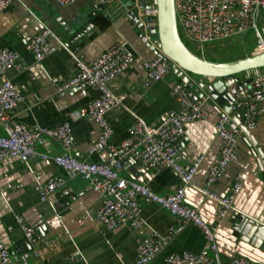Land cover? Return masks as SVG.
Here are the masks:
<instances>
[{
  "label": "crops",
  "instance_id": "1",
  "mask_svg": "<svg viewBox=\"0 0 264 264\" xmlns=\"http://www.w3.org/2000/svg\"><path fill=\"white\" fill-rule=\"evenodd\" d=\"M132 3L133 0H121L103 6L101 11L92 0H77L68 7L60 6L56 0H14L9 10L0 13V51L17 53L18 63L24 68L13 67L7 72V77L23 96L12 114L30 127H56L71 121L73 150L80 151L84 159L95 163H104L110 158L108 150L89 155L90 148L100 136L99 126L92 120H72L70 116L97 99L98 89L78 86L63 94L58 92L61 84L74 78L76 58L94 61L117 43H127L134 53V66L116 79L115 94L124 96V105L107 114L114 129L111 143L119 145L128 139V130L135 116L150 127H158L169 111H182V106L171 95L170 82L178 80L173 73L157 82L146 79L143 63L157 55L152 50L155 47L153 40L140 27L138 18L129 12ZM91 23L93 26L89 32L73 40ZM257 26L264 41V11L258 16ZM66 28H70L71 33ZM44 30L52 33L50 44L56 47V51L37 61L26 45ZM251 33L255 45L242 47L245 56L251 55L259 51L254 29L225 43L229 45L233 39H243ZM218 61L233 60L224 57ZM250 74L245 73L244 80L255 75ZM221 109L223 106L217 101L206 102L203 106L205 118L185 125L178 162L187 169L202 159L192 186H185L182 178L169 168H146L135 158L125 162L122 175L149 186L158 195L172 194L186 187L185 201L198 209L215 232L223 264H231L236 257L264 264V115L254 129L242 126L244 132L237 149L238 161L229 164L228 177L221 178L212 187L214 192L225 197L231 194L236 183L241 184L232 208L220 218L219 204L202 193L211 166L221 156L222 141L215 130ZM5 135L0 126V136ZM37 150L50 157L63 153L61 145L52 139H47ZM38 173L42 174L40 179ZM63 176V170L51 159L35 157L24 162L9 158L0 163V244L12 253L27 249L16 221V216H22L37 230L33 249L38 250L39 255L31 259L32 264H136L141 238L152 232L165 235L170 227L176 226V218L167 210L141 199L140 228L130 230L121 226L107 232L96 220L101 199L81 178L68 180L63 189L47 200L40 199L37 186L50 178ZM245 217L253 219L255 224L241 226ZM206 248L201 229L189 224L149 264H166V257L174 252L200 253Z\"/></svg>",
  "mask_w": 264,
  "mask_h": 264
},
{
  "label": "built area",
  "instance_id": "2",
  "mask_svg": "<svg viewBox=\"0 0 264 264\" xmlns=\"http://www.w3.org/2000/svg\"><path fill=\"white\" fill-rule=\"evenodd\" d=\"M62 7H68L77 0H56ZM99 6H111L121 0H92ZM14 0H0V13L9 10ZM175 10L179 33L184 38L200 47L226 42L250 30L257 31L258 52L264 51V41L258 32V16L264 11V0H175ZM135 13L143 25L146 35L150 33L148 19L157 14L156 8L146 9L141 0H134L129 10ZM52 33L44 30L27 42V49L37 61L54 54L56 47L50 44ZM183 38V37H182ZM19 55L13 51H0V126L6 132L0 136V163L9 158H18L24 162L32 158L51 159L64 172L63 177L50 178L45 184L38 185L36 191L42 201L63 189L68 180H85L101 199L96 220L107 231H114L121 226L130 230L140 228L143 207L141 199L157 204L176 218V226L161 235L152 232L138 241L136 264H149L170 243L172 238L192 224L201 229L207 242V248L200 253L188 251L171 253L166 264H223L219 257V247L215 232L207 225L198 209L185 201L186 187L168 195H158L149 186L139 184L123 177L124 164L130 158L146 168H169L177 173L185 186H192L193 179L202 159L194 166L184 168L177 156L182 150L185 125L205 118L203 106L206 102H215L211 92L212 79L205 87L200 86L197 77L188 83L180 80L170 82L172 97L182 106V111H169L165 121L158 127H150L145 121L135 116L129 127V137L119 145L111 143L114 129L107 119V114L114 108L124 105V96L115 94L116 79L134 66L136 58L127 43H117L103 52L94 61L87 62L76 58V74L72 80L58 87L63 94L74 87L96 88L99 97L77 112L71 119L86 118L94 121L100 128L97 142L90 148L89 155L108 150L110 158L104 163H95L83 158L80 151L73 150V127L71 121H65L56 127H30L16 119L14 108L23 100L22 94L7 77V72L16 67L24 69L18 63ZM172 61L164 54L143 63L148 81H161L170 73ZM221 115L215 125L217 136L222 141L219 161L211 166L202 193L220 206L219 217L232 208L241 184L236 183L229 196L222 197L212 187L223 177H228L229 164L238 161V145L246 129H254L264 115V70L252 76V81L238 88L229 112L221 109ZM238 118V121L235 119ZM243 126V127H242ZM47 139L61 145L63 153L54 157L40 153L37 147ZM42 177L41 173L37 178ZM16 221L23 233L24 241L31 246L25 251L12 253L0 244V264H32L31 259L38 257V250L33 249L37 240L36 226L29 224L22 216ZM231 264H262L245 257H236Z\"/></svg>",
  "mask_w": 264,
  "mask_h": 264
},
{
  "label": "water",
  "instance_id": "3",
  "mask_svg": "<svg viewBox=\"0 0 264 264\" xmlns=\"http://www.w3.org/2000/svg\"><path fill=\"white\" fill-rule=\"evenodd\" d=\"M141 1L144 8L157 9L156 16L148 19L151 26L149 37L155 45L152 49L153 52L157 56L164 54L172 61V73L183 83H188L190 74H193L199 79L200 86L205 87L208 79L211 78L213 99L223 106L225 112H229L238 88H242L252 81V77L244 80V74L249 72L256 74L264 70V51L227 62L209 60L203 55L194 53L182 39L178 30L175 0ZM103 8L100 6L99 10L102 11ZM132 15L137 19L134 12ZM138 23L143 28L139 20ZM91 26H93L92 23L82 28L73 40L89 32ZM66 29L71 33L70 28ZM235 120L238 121V118ZM240 224L243 227L247 224L250 226L255 224V221L250 217H245ZM26 248L30 249L31 246L26 244Z\"/></svg>",
  "mask_w": 264,
  "mask_h": 264
},
{
  "label": "rangeland",
  "instance_id": "4",
  "mask_svg": "<svg viewBox=\"0 0 264 264\" xmlns=\"http://www.w3.org/2000/svg\"><path fill=\"white\" fill-rule=\"evenodd\" d=\"M183 37L184 42L199 55L205 56L207 59L222 60L224 57L229 60H235L237 58L244 57L246 53L243 52L242 47H253L255 40L253 33L246 35L243 39H233L232 42L227 45L225 42H215L204 47H200ZM231 40V39H230ZM229 41V40H228ZM239 41L241 44H239ZM227 42V41H226ZM228 60V59H226ZM194 76L193 74H190Z\"/></svg>",
  "mask_w": 264,
  "mask_h": 264
},
{
  "label": "trees",
  "instance_id": "5",
  "mask_svg": "<svg viewBox=\"0 0 264 264\" xmlns=\"http://www.w3.org/2000/svg\"><path fill=\"white\" fill-rule=\"evenodd\" d=\"M183 39V38H182ZM189 47V46H188ZM190 48V47H189ZM191 49V48H190ZM192 50V49H191ZM193 51V50H192ZM194 52V51H193ZM196 53V52H194ZM197 55H199L198 53H196ZM209 60H213V59H209ZM213 61H218V60H213ZM177 78V77H176ZM178 79V78H177ZM179 80V79H178Z\"/></svg>",
  "mask_w": 264,
  "mask_h": 264
}]
</instances>
